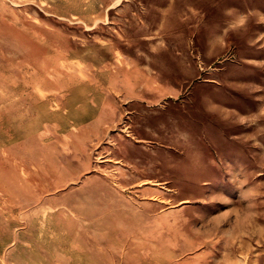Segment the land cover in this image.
I'll return each instance as SVG.
<instances>
[{"label":"rangeland","instance_id":"obj_1","mask_svg":"<svg viewBox=\"0 0 264 264\" xmlns=\"http://www.w3.org/2000/svg\"><path fill=\"white\" fill-rule=\"evenodd\" d=\"M0 264H264V0H0Z\"/></svg>","mask_w":264,"mask_h":264}]
</instances>
